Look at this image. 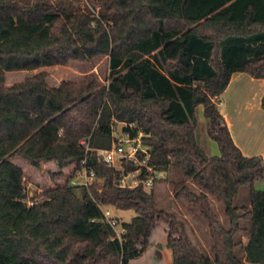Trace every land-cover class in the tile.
Listing matches in <instances>:
<instances>
[{"label":"trees","instance_id":"obj_1","mask_svg":"<svg viewBox=\"0 0 264 264\" xmlns=\"http://www.w3.org/2000/svg\"><path fill=\"white\" fill-rule=\"evenodd\" d=\"M90 1L99 17L62 0H0V264H132L158 221L167 225L170 264H264V188H257L264 159L242 153L218 106L234 73L264 78V0ZM100 56H109L107 86L93 74L50 86L45 72L6 85L7 72ZM200 105L219 155L197 141ZM116 122L149 135L144 142L159 172L174 168L201 188L196 193L180 181L174 194L208 222L213 258L196 247L184 221L159 208L153 191L120 187V172L86 154L81 139L109 148ZM86 156L98 180L82 187L81 197L68 174L28 205L14 158L37 168L53 161L62 175ZM243 188L249 203L238 205ZM209 194L224 203L229 229ZM98 203L136 211L120 238Z\"/></svg>","mask_w":264,"mask_h":264},{"label":"rangeland","instance_id":"obj_2","mask_svg":"<svg viewBox=\"0 0 264 264\" xmlns=\"http://www.w3.org/2000/svg\"><path fill=\"white\" fill-rule=\"evenodd\" d=\"M58 2L60 0H52ZM70 7L75 9L80 8L82 11L89 12L93 16L99 17V6L90 0H62ZM45 72L48 75V83L50 86H58L64 80L79 81L86 74H93L102 86H107L109 83V56H100L87 62L71 61L67 65H56L50 67H42L34 71H13L6 74V85L17 83L29 75ZM247 74V73H246ZM259 88L257 85L237 84L234 83L229 88L228 92L222 96V102L229 103L231 112L235 117V128L238 133L243 132L244 139L250 140L256 136L264 137V114H245L247 119L245 122L238 120L237 112H233L234 107L243 106L244 102L251 98L253 93H258ZM242 110V109H241ZM244 111V110H243ZM197 124L195 127L196 137L199 145L204 151L210 155H219L217 143L208 135L209 121L203 114V106L200 105L196 110ZM248 120L250 122L248 123ZM123 127L121 122L115 123V128L120 132ZM235 133L237 134V131ZM240 131V132H239ZM24 170V185L28 194L27 199H34L41 201L43 198L40 196L49 189L62 185L66 182L68 176V169L63 170L62 175H57L58 167L53 161L43 162L40 167H34L27 161L16 157L13 160ZM56 175V176H55ZM180 181L187 182L188 186L196 193L201 192V188L192 182V180L185 178L178 170L170 169L167 172H159L158 179L152 189L146 191H153L156 196V201L159 208H163L184 221L196 247L207 256L214 257L212 251L213 240L210 235L208 222L200 211L192 207L184 197L177 198L174 194V186ZM257 188H264V182L257 183ZM248 188H243L239 197L236 199L238 205L248 204ZM75 193L78 196L83 195V188L76 187ZM209 201L213 210L220 219L222 225L230 228V219L225 211L224 203L212 195H208ZM109 209L112 216L116 217L120 227L123 223H128L133 217L137 215L134 209H119L115 206H104ZM242 227L247 226V222L241 220ZM167 225L164 221H158L152 231L150 243L147 250L138 258L132 260V264H170L172 263V251L166 245L167 238ZM242 240L247 243V237H242ZM240 259L245 262V255L242 249L237 251Z\"/></svg>","mask_w":264,"mask_h":264},{"label":"built area","instance_id":"obj_3","mask_svg":"<svg viewBox=\"0 0 264 264\" xmlns=\"http://www.w3.org/2000/svg\"><path fill=\"white\" fill-rule=\"evenodd\" d=\"M123 127L120 132L116 130L115 125L112 132L111 147L97 149L90 146L89 139L83 138L80 144L85 148L86 154L93 155L99 162L104 163L115 171L120 172L121 176L117 179V183L122 188H135L140 185L146 189H152L158 179L159 171L156 166L151 164V147L144 142L146 135L143 131L138 130L133 135L132 131L137 125L130 124V130H123L126 123H122ZM125 163H131L135 166L134 170H126ZM69 184L76 187H89L94 181L98 180L93 168L88 165L87 156L81 161L79 168L68 169ZM28 205L37 203V200L28 199ZM102 210L103 219L111 227L116 230L117 236L120 238L124 230H119L120 224L116 217L112 216L109 209H106L101 203H98Z\"/></svg>","mask_w":264,"mask_h":264},{"label":"crops","instance_id":"obj_4","mask_svg":"<svg viewBox=\"0 0 264 264\" xmlns=\"http://www.w3.org/2000/svg\"><path fill=\"white\" fill-rule=\"evenodd\" d=\"M247 72H237L234 73L231 77V81L229 83V85L227 86V88L225 89V91L223 92V94L220 97L219 100V110L222 113V115L224 116L228 127L230 129L231 135L233 137L234 142L236 143V145L241 149L242 153L245 156L251 157V156H261L264 159V137H260V136H256V138L254 137L252 140V137H250V140H246L244 139L243 132L235 133V117L231 112V108L229 107V103L227 102H222V96L225 95V93L228 92L229 88L232 86V84L237 83V84H248V85H257L259 88L258 93H253L251 95V98L246 100L244 102L243 106H238V110L237 106L234 107V110H232L233 112H237L238 114V120H240L241 122H245L247 119L245 118V114L244 113H248V114H255L256 112L258 114H264V109L261 106V99L264 95V78H255L253 76H251L249 73ZM242 109V110H241ZM244 110V111H243ZM250 122V120H248V123Z\"/></svg>","mask_w":264,"mask_h":264}]
</instances>
